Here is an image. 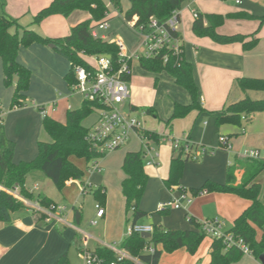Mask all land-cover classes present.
Instances as JSON below:
<instances>
[{"label": "crops", "instance_id": "crops-1", "mask_svg": "<svg viewBox=\"0 0 264 264\" xmlns=\"http://www.w3.org/2000/svg\"><path fill=\"white\" fill-rule=\"evenodd\" d=\"M52 1L30 0L29 8L31 9L29 10L35 12L32 16ZM108 5H111L110 1L106 4L107 8H109ZM128 8L129 3L125 11ZM26 10L28 9L23 5L19 7V10L8 9V13L21 23L28 14L25 13ZM191 10H196L202 15L225 16L243 12L260 17L264 15V0H251L245 5L240 1L230 4L221 0H187L184 9L180 10L181 23L178 32L182 42L183 59L192 65L201 111H192L184 118L174 119L168 124L174 104L191 103L189 94L176 85L173 78L166 72L155 74L138 69L134 75L131 74L127 83L131 85L132 92L130 91V97L123 104L122 110L126 107L128 110L126 114L131 115L138 107L152 108L156 114V118L152 116L154 123L142 127L158 137L157 142L152 140L151 143L158 151L157 164L144 165L147 183L139 203V210L146 214L144 218H147V223L140 220L137 223L161 226L164 230L191 231L194 227L188 218L198 223L218 219L224 224V230L228 232L233 221L249 206L247 200L238 196L228 193H206L194 197L189 205L183 203L182 208L173 210L175 212L167 210L158 213L157 208L159 204L170 201L172 194L177 195L180 192L179 188H188V190L184 189L185 193L192 195L189 191L199 189L208 181L223 185L230 166H234V176L238 184L242 178L245 161L239 154L244 149H250L257 151L259 157L260 154L264 155V114L253 115L240 128L232 125L218 127L214 117L209 115L211 112L219 111L242 100L246 95L252 99L251 96L254 93H263L244 94L236 87L235 82L244 77L264 79V26L259 29L256 47L244 52L240 44L217 45L209 39L195 37L191 31L195 20L191 16ZM89 18L87 13L74 12L68 18L49 17L36 26L28 20L24 21L25 25L22 23L20 25L47 38H62L68 35V30L70 33L73 26ZM106 19L111 20V14ZM257 28V21L237 18L225 20L217 32L221 35L247 36L253 34ZM17 62L31 73L26 97L32 100L33 106L44 108L46 117L64 123L66 112L81 106L82 97L72 92L64 80L70 70V63L50 47L33 44L28 48H21L17 55ZM146 72L149 74H145ZM1 76L3 79L2 65L0 79ZM153 76H155L154 80H152ZM144 81L147 85L142 84ZM146 86L148 87L145 89ZM95 114V119L90 125H84V121L82 122L83 127L87 129L93 127L98 119L97 113ZM42 123L43 119L35 108L26 106L8 108L0 124V135L3 139L0 145L13 147L14 163L33 160L37 154V143L47 142L46 137L43 136L46 132L43 130ZM166 135L177 139L187 138L193 144L204 148L206 145H215V136H228L232 150L230 152L218 150L205 157L199 165L189 166L185 163L179 187H176L175 193H172L163 183L168 177L170 159L173 154L170 143L160 140V137ZM139 151H142V144L136 135H132L125 146L97 160V170H93L91 163H86L82 159L86 167L82 184L72 179L68 180L61 192L56 191L49 179L39 176L36 173L38 171L31 172L26 178L25 188L34 195H43L54 204L65 207L62 218L66 224L54 220L47 223L45 219L37 222L36 216L30 209L14 213L9 223H0V264H55L63 255H66L67 259L71 258L69 253L75 245L74 242L76 243L78 234L81 235V239L80 243L75 245L77 256L79 252L77 247L80 250L82 248L83 234L91 237L87 242V249L90 250L91 244L92 252L106 245L114 243L120 245L125 238L128 226L125 199L121 193V182L124 179L121 167L126 153ZM71 162L79 169H84L78 162ZM256 179L254 183L258 184ZM182 185L186 187L183 188ZM97 187L102 189L105 197L103 206L105 213L100 219H96L94 214L91 220H96L101 230L93 235L83 228L82 231L79 230L80 233L72 225V208H79L77 207L78 197H83L89 192L93 194ZM83 188H85L84 192ZM69 206L70 210L67 208ZM155 211L168 217L157 218L154 216ZM227 224H229L228 228H226ZM70 227L72 230L69 229ZM210 243L211 240L204 241L194 255H189L184 249L176 250L171 254L164 253L158 264H209ZM254 259L253 256H246L238 264H264Z\"/></svg>", "mask_w": 264, "mask_h": 264}, {"label": "trees", "instance_id": "trees-1", "mask_svg": "<svg viewBox=\"0 0 264 264\" xmlns=\"http://www.w3.org/2000/svg\"><path fill=\"white\" fill-rule=\"evenodd\" d=\"M111 6L121 12L120 0H109ZM225 1V0H221ZM186 0H128L129 8L123 13L126 23L135 20L133 28L146 27L151 18L164 22L173 11L181 10ZM107 6L102 0H53L48 6L41 9L32 18V25H39L45 19L52 16L68 18L74 12L87 13L90 18L70 29V33L62 38H47L33 30L24 28L18 19L7 16L0 8V60L2 65L3 84L5 87L14 86L10 108L25 107L27 102L26 92L29 88L30 71L17 62V55L21 48H28L33 44L50 47L58 55L66 59L71 67L64 77L67 86L75 84L73 68H84L88 73H93V68L88 58L92 56H109L116 66L118 63V46L116 42L95 39L91 36V30L98 27L105 19ZM248 19L258 22L257 30L251 35H221L217 29L228 19ZM264 26V15L256 17L246 13H234L225 16L214 14H198L192 23L191 31L197 38H206L217 45L240 44L244 52L251 51L258 43L257 34ZM138 66L147 72L159 74L166 72L176 85L182 87L190 96L188 105L174 104L169 124L174 119L187 116L192 111H201L196 84L193 79L192 65L184 59L179 65L173 63L164 65L159 59H139ZM129 78H127L128 81ZM236 87L244 94L249 92L264 93V79L240 78ZM102 106L98 101L83 100L76 110L67 111L64 123L51 118L43 119V130L50 137L51 142H38L36 157L28 162H13L14 149L9 145H0V186L12 190L19 188L22 198L37 202L41 207L47 208L54 204L43 195H34L25 188L27 176L38 171L49 179L56 190L61 192L68 180H75L82 184L84 173L70 158L83 159L86 163L101 159L85 141L89 129L83 127L82 122L90 115L98 113ZM39 111V109H37ZM146 114L156 118L152 108L145 110ZM255 114H264V99L252 100L247 95L240 101L230 104L223 109L211 112L216 125H232L242 127ZM244 119V120H243ZM151 140L157 142L158 137L144 130ZM194 162L187 156H183L182 150L173 151L170 159L169 174L163 181L164 186L172 190L179 187L184 164ZM122 172L124 179L121 182V193L125 199L126 222L136 224L146 216L139 210V203L143 196L147 175L144 172V158L142 151L126 153ZM264 171V160L245 159L241 181L236 184L234 166H230L226 173V181L223 185L214 182H205L199 189L189 191L196 196L205 193H228L245 199L249 206L233 221L229 233L234 238H240L248 246L251 256L261 261L264 257V203L261 200V187L254 180ZM85 191V188H83ZM97 187L93 196L100 206H104L105 197ZM180 191L186 190L179 188ZM29 209L21 201L11 195L0 191V223H9L12 215L20 210ZM36 216L35 220L41 222L45 215L30 209ZM73 223L78 225L82 214L80 208L73 207ZM188 221L194 227L191 231L164 230L161 226H153V233L147 241L156 247L152 256H142L141 251L146 240L137 234L125 237L120 247L134 256H140L145 264H158L163 253L171 254L179 249H184L189 255H194L198 247L206 237L201 231L199 223L192 218ZM159 246V248H158ZM80 251V248L77 247ZM99 257L113 260L114 255L106 248H97L94 251ZM244 255L237 248H226L222 240L211 239L209 246V264H235ZM55 264H69L66 255H63Z\"/></svg>", "mask_w": 264, "mask_h": 264}, {"label": "built area", "instance_id": "built-area-1", "mask_svg": "<svg viewBox=\"0 0 264 264\" xmlns=\"http://www.w3.org/2000/svg\"><path fill=\"white\" fill-rule=\"evenodd\" d=\"M190 13L193 19H197L198 13L196 10H191ZM180 23V10L173 11L164 22H159L155 18H151L146 27L133 28L135 24L134 20L129 25L133 29H137L141 36V43L133 52H129L121 42H116L118 46V63L116 66L109 56L102 55L91 59L92 63L89 62L93 68V73H88L81 67L73 68L76 82L71 87V91L79 94L83 100L90 102L98 101L102 106L101 110L97 113V122L88 130L85 136L86 143L98 155L104 157L122 148L128 143L132 135H136L142 144L144 165L155 166L157 164L158 151L151 144L152 140L149 136L143 134L144 129L141 121L130 114L124 113L122 106L130 97L127 78L131 75V64L133 62L139 59H159L164 65L170 63L179 65L183 61L182 42L178 32ZM107 29L108 23L104 21L97 28L91 30V36L95 39L99 38L105 41L107 37L104 34H99L98 30ZM33 107L36 110L39 109V114L42 119L46 118L44 108L35 105ZM5 114L6 112L0 103V124ZM160 140L169 142L174 152L182 150L183 156H187L194 162L199 161L206 154L205 148L193 144L187 138L177 139L166 135L160 137ZM216 149L230 152L232 150L230 138L220 135ZM239 156L243 159H261L257 151L250 149H244ZM97 160L90 162L93 170H97L98 168ZM175 190L176 188H173L171 192L175 193ZM0 191L21 201L27 208L44 214L45 222L47 223L54 220L58 223L66 224L62 218L65 207L52 205L45 209L37 202H31L22 198L19 194L18 187L8 190L0 186ZM82 191L84 192V190ZM204 194L206 193L201 192L196 196H202ZM192 200V197L180 191L178 195L172 194L170 201L159 204L157 211L178 210L182 208L183 203L189 205L192 203ZM94 208L95 218H102L105 213L104 208L99 204H95ZM95 224L96 220L90 221V225ZM199 225L206 237L222 240L226 248H237L244 256H251V251L243 240L234 238L231 233L226 232L224 230V224L220 220H206L200 222ZM77 231L80 232L79 230ZM152 233L153 226L151 225L128 223L125 237H129L132 234H137L140 237L143 234H150L151 237ZM90 238L89 235L83 234L82 248L78 252V257L82 264H145L140 256L130 254L122 249L119 244H111L104 247L114 255L113 260L99 257L87 249V242ZM149 239H145L146 243L141 251L142 256H152L156 252V247L147 242Z\"/></svg>", "mask_w": 264, "mask_h": 264}, {"label": "rangeland", "instance_id": "rangeland-1", "mask_svg": "<svg viewBox=\"0 0 264 264\" xmlns=\"http://www.w3.org/2000/svg\"><path fill=\"white\" fill-rule=\"evenodd\" d=\"M102 1L105 4H108L109 0H102ZM236 1H240L241 4L244 3V5H245L246 2H249L251 0H225L224 2H229L231 4V3H235ZM127 2H128L127 0H121L120 1L121 9H122L121 12L116 11L111 5H108L109 8L107 9V12L105 13V17L104 18L106 19L108 17V15L111 14L112 19L107 22L108 23V29L107 30H98V33L99 34H104L107 37V41H110V42H118L119 41V42H121L126 47V49L129 52H133L136 48L139 47V44L141 43V36L139 35L137 29H133L132 27H130V25L128 23H126L123 20V13H124L125 9L127 8V4H128ZM186 3H187V0L183 4L181 9H184V7L186 6ZM23 5H25L26 9H28L25 12V13H28L26 15L27 18L24 17L21 20L22 25H25L24 21H27V20L28 21H32V18H33L32 15L35 13L34 10H29V9H31V8H29L30 5H31L30 0H11V2H9V0H0V8L2 7L4 13L7 16L13 18V19H16V18H14L11 14L8 13L9 12L8 9L19 10V7L21 8ZM238 7H241V6H238ZM109 9H110V11H109ZM21 23L19 22V24H21ZM59 31H57V32L59 33ZM61 33H64V32H61ZM67 34H69V30H68ZM95 57H97V56L89 57L88 58L89 62L92 63L91 59H93ZM138 69L142 70V69H140L138 67L137 62H133L132 66H131V74L134 75L135 71H137ZM0 70H1V63H0ZM145 74H149V73L146 72ZM130 76L128 78H130ZM154 77L155 76L152 77V80H154ZM165 83H166V81H165ZM142 84L143 85H147V82L144 81ZM150 84H151V81H150ZM128 86L130 87V88L128 87L129 93H130V91L132 92L131 85L129 84ZM147 87L148 86H146L145 89ZM13 91H14V86L5 87L4 84H3L2 76H1V79H0V103L2 104L5 112L8 110V108H10V102H11V97H12ZM251 97H252L253 100H262V99H264V93H254V95H252ZM4 100L5 101L6 100L9 101V102L6 101L7 103H9L8 107L6 106V102ZM25 106L27 108H34L33 104H32V100L29 97L27 98V102H26ZM146 109H148V107H138L136 112H132L131 113V115L133 117H135L139 121H141L142 126H148L149 123H154L152 116L146 114V112H145ZM123 111L125 113H128V110L126 109V107L123 108ZM95 116H96V114L90 115L88 118H86V120H84L83 124L87 125V126L90 125L92 123V121L95 119ZM43 136L46 137V141L48 143L51 142V139L49 138V136L46 133H43ZM0 141L3 142V139H2L1 135H0ZM214 142H215V145H206L205 146L206 147L205 148L206 149V154L199 161L188 162V163H186V165H189V166L199 165L205 157L210 156V155H212V153L217 152L218 151L216 149L217 145H218V137L217 136H215V141ZM260 155H261L260 158L264 159V155L263 156H262V154H260ZM71 161L78 162V164H80V166L84 167V169H82V171L84 173L86 172L85 163H84V161L82 159H77V158L73 157L71 159ZM36 173L39 176H41L42 178H45L42 173H40V172H36ZM31 182H32V180H31ZM256 182L258 184H260V186H261V190H262L261 200L264 203V171L258 176V178L256 179ZM184 187H186V186H183V188ZM184 189L188 190V188H184ZM188 196L192 197V199H194V197H196V196H193V195H188ZM96 203L97 202H96L92 192L91 193L89 192L87 195H84L83 197H78V206L77 207L82 209L81 210V212H82V221L78 225H74L72 223V225L76 229L82 231V229L84 228V229H86L88 231V233L93 234V235L95 233H98V231L101 230L100 226L97 224L98 222H96L95 225H89L88 224V222L91 220V218L95 214V208L94 207H95ZM47 208H49V207H47ZM47 208H45V209H47ZM67 208H68V210L71 209L70 206L67 207ZM170 210H172L171 212H175V211H173V209H170ZM154 213H155L154 216L157 217V218H167L168 217V216L160 215V214H158L159 212L157 213L156 211ZM172 214L173 213H171V215ZM140 221H143L145 223L147 221V218H142ZM228 227H229V224L226 225V228H228ZM69 229H71V227ZM80 239H81V235L78 234L77 238L75 240L76 243L74 242V244L76 245L77 243H80ZM209 240H211L209 237H205L204 240L202 241V243L204 241L208 242ZM202 243L200 244V246L202 245ZM114 244L118 245V243H114ZM75 245L72 246V248L70 250V253H69V256L71 257V258H68L69 259V264H82L81 260L79 259V257L77 256V253L75 251ZM199 247H198V249H199ZM158 248H159V246H158ZM89 249L92 250L91 244H90ZM165 254H167V253H165ZM244 257H246V256H243L242 259ZM240 261L235 263V264L240 263Z\"/></svg>", "mask_w": 264, "mask_h": 264}, {"label": "water", "instance_id": "water-1", "mask_svg": "<svg viewBox=\"0 0 264 264\" xmlns=\"http://www.w3.org/2000/svg\"><path fill=\"white\" fill-rule=\"evenodd\" d=\"M141 237L144 239H148V238H150V234H143V235H141ZM261 261L264 262V257H261Z\"/></svg>", "mask_w": 264, "mask_h": 264}]
</instances>
